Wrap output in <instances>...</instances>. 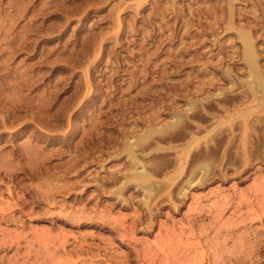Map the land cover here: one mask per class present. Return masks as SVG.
<instances>
[{
    "label": "rangeland",
    "instance_id": "obj_1",
    "mask_svg": "<svg viewBox=\"0 0 264 264\" xmlns=\"http://www.w3.org/2000/svg\"><path fill=\"white\" fill-rule=\"evenodd\" d=\"M263 10L0 0V264H264Z\"/></svg>",
    "mask_w": 264,
    "mask_h": 264
},
{
    "label": "bare ground",
    "instance_id": "obj_2",
    "mask_svg": "<svg viewBox=\"0 0 264 264\" xmlns=\"http://www.w3.org/2000/svg\"><path fill=\"white\" fill-rule=\"evenodd\" d=\"M263 11H264V10H263ZM254 46H255V45H254ZM250 58H251V57H250ZM250 60H251V59H250ZM250 62H251V61H250ZM252 62H253V61H252ZM248 63H249V62H248ZM254 63H255V62H254ZM256 63H257V62H256ZM250 66H253V68L256 67L255 65H250ZM250 66H249V67H250ZM254 70H255V68H254ZM256 71H257V70H256ZM263 71H264V70H263ZM257 72H258V71H257ZM259 75H260V74H259ZM262 75H263V74H262ZM251 76H252V75H251ZM249 77H250V76H249ZM258 78H259V77H258ZM258 78H256V79H258ZM250 79H251V78H250ZM250 79H249V80H250ZM251 83H252V82H251ZM252 85H253V84H252ZM255 86H256V85H255ZM257 86H259V85H257ZM257 86H256V87H257ZM251 87H252V86H251ZM253 87H254V86H253ZM261 87L264 88V85L262 84ZM258 88H260V86H259ZM261 89H262V88H261ZM254 91H255V90H254ZM256 91H257V89H256ZM256 91H255V92H256ZM259 92H260V89H259ZM259 92H257V93H259ZM261 92L263 93V96H264V90H263V89H262ZM242 94H243V93H242ZM245 95H246V94H245ZM256 95L259 96L258 94H256ZM241 97H242V96H241ZM247 98H248V97H247ZM259 98H260V97H259ZM259 98H258V99H259ZM240 99H241V98H240ZM242 99H243V98H242ZM234 102H235V101H234ZM251 103H252V101H251ZM263 108H264V107H263ZM261 110H262V109H261ZM255 121H256V120H255ZM255 121H254V122H255ZM260 124H261V123H260ZM262 124H263V122H262ZM239 126H240V125H239ZM236 128H237V127H236ZM260 130H261V129H260ZM233 132H234V131H233ZM224 133H225V132H224ZM227 133H228V132H227ZM239 136H240V135H239ZM248 137H249V135H248ZM213 139H214V138H213ZM222 140H223V139H222ZM231 141H232V140H231ZM249 142H250V141H249ZM262 142H263V141H262ZM221 143H222V142H221ZM223 143H224V142H223ZM218 144H219V143H218ZM254 145H255V144H254ZM217 146H218V145H217ZM247 149H249V148H247ZM216 153H217V152H216ZM199 154H200V153H199ZM199 154H198V155H199ZM209 154H210V153H209ZM211 154H213V153H211ZM228 155H229V154H228ZM257 155H258V154H257ZM210 156H211V155H210ZM212 156H213V155H212ZM229 156H230V155H229ZM200 157H201V156H200ZM130 159H131V158H130ZM132 159H133V158H132ZM135 159H136V158H135ZM204 159H205V158H204ZM206 159H207V158H206ZM197 161H198V160H197ZM201 161H202V160H201ZM206 161H207V160H206ZM210 161H212V160H210ZM228 161H229V160H228ZM133 162H135V161H133ZM194 163H195V162H194ZM200 163H201V162H200ZM207 163H208V162H207ZM207 163H206V164H207ZM136 164H137V163H136ZM197 164H199V162H198ZM209 164H210V163H209ZM209 164H208V165H209ZM138 165H139V164H138ZM199 165H200V164H199ZM199 165H198V166H199ZM202 165L205 166V167L208 166V165H204V164H202ZM132 166H133V165H132ZM134 166H135V165H134ZM136 166H137V165H136ZM136 166H135V167H136ZM198 166H197V167H198ZM197 167H196V168H197ZM205 167L203 168V167H201V165H200V167H198L196 170H200L201 173H202V172L206 171L205 169L208 168V167H207V168H205ZM209 167H210V165H209ZM193 168H194V167H193ZM133 169H134V168H133ZM194 169H195V168H194ZM201 169H203V170H201ZM209 169H210V168H209ZM196 170H195V172H196ZM207 170H208V169H207ZM209 171H210V170H209ZM209 171H208V173H209ZM134 172H135V170H134ZM135 173H137V172H135ZM190 173H193V172H190ZM205 173H206V172H204L203 175H204ZM143 174H145V173L143 172ZM137 175H138V174H137ZM137 175H136V176H137ZM139 175H142V174H139ZM189 175H190V174H189ZM201 175H202V174H201ZM190 177H191V175H190ZM188 178H189V177H188ZM188 178H187V179H188ZM197 178H198V177H197ZM187 179H186V180H187ZM189 179H190V178H189ZM201 179H202V177H201ZM189 181H191V180H189ZM156 184H157V183H156ZM156 184H152V185L155 186ZM152 185H151V186H152ZM157 185H158V184H157ZM159 185H160V184H159ZM159 185H158V186H159ZM145 186H146V185H145ZM141 188H142V186H141ZM155 188H158V187L156 186ZM159 188H160V187H159ZM145 190H146V189H145ZM148 190H149V189H148ZM158 190H159V189H158ZM159 191H160V190H159ZM147 192H148V191H147ZM148 197H149V195H148ZM147 199H149V198H147Z\"/></svg>",
    "mask_w": 264,
    "mask_h": 264
}]
</instances>
